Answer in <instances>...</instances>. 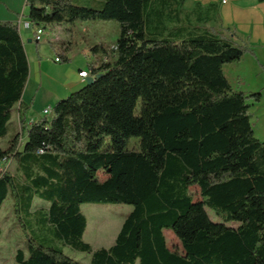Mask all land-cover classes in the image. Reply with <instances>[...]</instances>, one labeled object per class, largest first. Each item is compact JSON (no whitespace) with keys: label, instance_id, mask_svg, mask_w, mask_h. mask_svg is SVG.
Listing matches in <instances>:
<instances>
[{"label":"trees","instance_id":"trees-1","mask_svg":"<svg viewBox=\"0 0 264 264\" xmlns=\"http://www.w3.org/2000/svg\"><path fill=\"white\" fill-rule=\"evenodd\" d=\"M185 1L25 0L43 30L119 24L115 45L93 48L102 51L93 81L25 134L30 62L20 23L0 20V139L16 109L21 131L0 147V212L13 200L26 236L18 264H80L67 246L90 253L91 264H264V140L249 103L262 92L236 88L225 70L256 54L207 25L212 18L192 23L200 5L187 10ZM53 46L71 62L72 41ZM11 159L19 175L2 168ZM35 198L50 205L33 211ZM89 203L134 206L112 246L94 249L84 239ZM33 223L50 227L54 242L30 235ZM166 230L182 251L170 248Z\"/></svg>","mask_w":264,"mask_h":264},{"label":"rangeland","instance_id":"rangeland-1","mask_svg":"<svg viewBox=\"0 0 264 264\" xmlns=\"http://www.w3.org/2000/svg\"><path fill=\"white\" fill-rule=\"evenodd\" d=\"M76 4H89L86 0H73ZM192 3L189 0V4ZM8 7L14 10L21 22V32L26 41L27 54L30 62V76L26 85L23 98L29 102V109L26 111V117L30 121L35 116L43 118L46 116L44 109L54 107L57 101H50L57 93V100L65 98L63 87L67 78H76L79 74L80 66L88 68L91 71L90 61L95 55L93 48L95 45H100V41L106 47H112L116 43L119 35V24L115 20L107 21H87L76 22L73 25H51L44 29L42 39L36 41L35 31L39 26L34 25L28 19L29 9L25 4V0H0V20L8 19L5 15V10ZM5 9V10H4ZM11 13V12H10ZM11 17H14L10 15ZM29 22L30 27H26L25 23ZM67 28V29H66ZM33 38L32 42L28 39ZM72 41L69 56V62L56 61L58 56V48L53 46V43L62 45L63 42ZM97 56V55H96ZM98 57V56H97ZM42 58L44 61L41 68L40 78L43 79L41 87L38 81V71L36 62ZM244 61V60H243ZM244 62L230 63L225 67V70L232 81L233 85L238 89H243L248 93L262 92L261 101L251 103L250 111L252 112V122L255 130V135L264 140V68L257 61L255 66L241 64ZM68 64V65H67ZM262 71V72H261ZM261 72V75H257ZM240 75V79L238 76ZM261 80V81H260ZM53 114L47 117L51 118ZM20 131L18 120V111H14L12 120L9 124V129L5 137L0 139V147L5 148ZM27 132V125L24 127V134ZM2 168L19 175L17 171V163L14 160H7L2 163ZM191 191L196 198H200L199 187L193 186ZM49 202L35 198L33 202V211L48 207ZM134 206L130 204H83L82 211L87 217L88 226L84 239L89 242L94 249L100 247H110L115 243L116 237L122 227L125 217L133 210ZM208 214L212 220L218 221L220 218L216 213L207 207ZM0 222L2 233L0 236V264H18L15 260L17 250L26 246V236L22 227L16 222L14 215L13 200L7 199L0 212ZM27 232L30 235L36 236L39 240H46L48 243H53L54 239L51 235V228L44 226L41 223H33L27 226ZM168 245L172 249L182 251V246L179 239L173 231L166 230ZM65 252L71 257L79 261L80 264H91L90 253L75 250L69 246L65 247ZM138 264V263H137Z\"/></svg>","mask_w":264,"mask_h":264},{"label":"crops","instance_id":"crops-1","mask_svg":"<svg viewBox=\"0 0 264 264\" xmlns=\"http://www.w3.org/2000/svg\"><path fill=\"white\" fill-rule=\"evenodd\" d=\"M191 1L192 3L190 4H189V0L185 1L184 3L185 9L192 10L195 7L196 3H199L200 5L197 10V14L191 15L190 19L192 23H196L197 18L201 20L204 19V21L212 18V20L207 25L215 26L219 28L229 37L233 38L236 42L240 44H246L255 51L256 54L255 56L252 54H247L241 61H239V62H244L241 64L255 66V64L258 61L261 64L262 68H264V1H260V0H191ZM8 10L11 13L5 10L6 13L5 15H7L5 17H7L8 19H13L11 21H16L20 23L18 16L15 15L16 12L9 7ZM10 15L14 17H11ZM4 19L5 18H2V20ZM23 40L27 50L26 41L24 37ZM28 41L32 42L33 38L28 39ZM99 43L100 45L103 44L101 41ZM101 52L102 51L100 50L97 54L93 56L94 60L92 59L89 65L97 61V56H101L102 54ZM104 60L107 61L105 56H104ZM70 63L72 62H69L68 64ZM43 64L44 61L42 58H40L36 62V68L38 71V81L40 82L41 87L43 86V79L40 78L39 72L41 71V68H43ZM82 70H88V68H85L84 66H80L79 72ZM261 72H257V75H261L262 74ZM76 76H77L76 78H67L65 82V86L63 87V91H62L65 93V95L69 96L72 92L78 90L87 83V80H84L82 77H80L79 74ZM238 78L240 79V75L238 76ZM261 83L264 84L263 81ZM57 93L54 95L53 98H51L52 100L50 101H58L57 99L59 96H57L58 95ZM22 99L26 104L29 105V102L25 101L24 98ZM18 120H19V111H18ZM35 121H36L35 116L30 121L26 117V125L28 127Z\"/></svg>","mask_w":264,"mask_h":264},{"label":"built area","instance_id":"built-area-1","mask_svg":"<svg viewBox=\"0 0 264 264\" xmlns=\"http://www.w3.org/2000/svg\"><path fill=\"white\" fill-rule=\"evenodd\" d=\"M20 26H21V22H20ZM26 27H30V23L26 22L25 23ZM44 33L43 29H40V27L37 28V30L35 31V38L36 41H40L42 39V34ZM56 61H61V59L57 56ZM80 77H82L84 80H87L90 76V71L88 70H82L79 72ZM44 113L46 114V116H48L49 114L53 113V107H48L44 110ZM7 161V160H6Z\"/></svg>","mask_w":264,"mask_h":264},{"label":"water","instance_id":"water-1","mask_svg":"<svg viewBox=\"0 0 264 264\" xmlns=\"http://www.w3.org/2000/svg\"><path fill=\"white\" fill-rule=\"evenodd\" d=\"M37 42H38V41H37ZM92 81H93V79H92L91 77H89V78L87 79V84H90Z\"/></svg>","mask_w":264,"mask_h":264},{"label":"bare ground","instance_id":"bare-ground-1","mask_svg":"<svg viewBox=\"0 0 264 264\" xmlns=\"http://www.w3.org/2000/svg\"><path fill=\"white\" fill-rule=\"evenodd\" d=\"M41 29V28H40ZM42 152V151H41Z\"/></svg>","mask_w":264,"mask_h":264}]
</instances>
